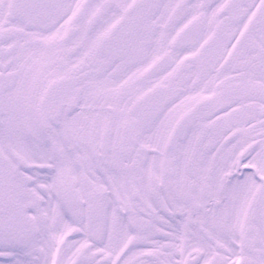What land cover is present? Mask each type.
<instances>
[{
    "label": "snow or ice",
    "instance_id": "snow-or-ice-1",
    "mask_svg": "<svg viewBox=\"0 0 264 264\" xmlns=\"http://www.w3.org/2000/svg\"><path fill=\"white\" fill-rule=\"evenodd\" d=\"M0 264H264V0H0Z\"/></svg>",
    "mask_w": 264,
    "mask_h": 264
}]
</instances>
